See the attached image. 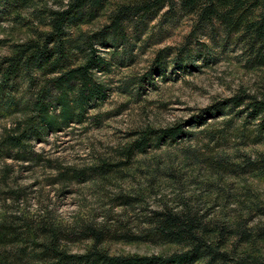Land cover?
<instances>
[{
  "label": "trees",
  "instance_id": "trees-1",
  "mask_svg": "<svg viewBox=\"0 0 264 264\" xmlns=\"http://www.w3.org/2000/svg\"><path fill=\"white\" fill-rule=\"evenodd\" d=\"M43 1L0 0V13L14 16L21 26H35L36 37L14 44L12 54L0 60V122L18 117L0 133L2 159L38 163L42 156L34 150L35 142L72 123H83L88 107H99L106 97L96 77V71L106 65L95 55L97 46L129 45L132 49L130 38L139 41L151 21L174 24L191 18L190 37L221 36L222 45L238 48L236 59L244 69H264V0H128L117 4L116 0H61L58 8ZM106 12L108 21L100 30L77 33ZM170 50L159 52L142 82L150 81L155 73L164 74ZM130 85L127 82L122 88L127 94ZM232 112L234 116L221 123V130H205L208 140L203 150L190 152L189 157L220 177L264 178V149L254 155L226 154L219 149L232 139L240 149L264 146V88L260 94L241 92L203 110L191 120L192 127ZM183 133L181 125L165 131L146 129L117 151L119 162L99 157L95 165L62 177L79 184L94 180L112 184L126 177L133 159L146 154L152 141L158 146L161 139L175 140ZM110 206L106 217L101 216L103 222L80 220L75 226L49 216L9 214L0 208V264H260L254 252L264 242V227L249 228L244 219L216 220L190 200L150 209L140 195L125 193L110 198ZM115 208L122 209L123 215L132 211L135 218L131 222V218L113 217ZM80 242H91V246L82 254L69 252V244ZM111 242L172 245L178 251L160 256L111 255L103 248Z\"/></svg>",
  "mask_w": 264,
  "mask_h": 264
},
{
  "label": "rangeland",
  "instance_id": "rangeland-1",
  "mask_svg": "<svg viewBox=\"0 0 264 264\" xmlns=\"http://www.w3.org/2000/svg\"><path fill=\"white\" fill-rule=\"evenodd\" d=\"M43 2L52 8L61 6V0ZM107 14L91 25L80 27L77 33L100 30L107 24ZM159 21H151L148 32L139 41L130 38L132 49L129 45L116 49L97 46L95 55L106 64L103 71H96L98 84L106 90L103 104L88 107L83 123H72L35 142L34 150L42 156L38 163L0 158L2 211L49 216L67 226L90 219L100 223L104 220L101 216L111 210L110 198L125 193L140 195L144 206L150 209L175 207L181 200H190L216 220L234 223L244 219L249 228L264 227V178L220 177L189 157L193 155L190 152L203 150L208 140L205 130H221V123L235 112L207 118L204 125L192 127L191 120L238 93L260 94L264 88V69H244L236 59L238 48L231 43L222 45L221 36L190 37L191 18H181L174 24ZM34 29L35 26L19 25L14 16L6 18L0 13V60L12 54L14 44L36 39ZM167 49L171 50L164 60V74L155 73L150 81L142 82L159 52ZM127 82H132L129 94L122 90ZM15 118L18 119L16 116L0 122V133ZM234 119L236 124L238 119ZM207 124L212 127L205 128ZM180 125L183 135L175 140L161 139L158 146L152 141L146 154L133 159L126 177L112 184L103 185L99 180L79 184L62 177L64 173L95 165L99 157L118 161L117 151L136 140L139 132L149 128L165 131ZM185 132L194 135L189 137ZM234 145L232 139L220 145V152L254 155L264 149L262 145L242 149ZM111 214L125 220L131 218V222L135 218L132 211L123 215L120 208ZM90 246L91 242H80L67 247L71 253L82 254ZM103 248L111 255L125 256H160L178 251L176 246L142 242H111ZM243 250L245 247L240 253ZM254 254L264 264V242L259 243Z\"/></svg>",
  "mask_w": 264,
  "mask_h": 264
}]
</instances>
